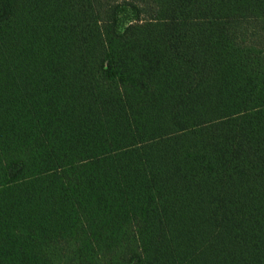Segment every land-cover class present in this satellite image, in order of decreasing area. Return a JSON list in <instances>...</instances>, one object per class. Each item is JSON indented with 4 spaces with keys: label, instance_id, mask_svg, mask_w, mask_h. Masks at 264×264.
Returning <instances> with one entry per match:
<instances>
[{
    "label": "trees",
    "instance_id": "trees-1",
    "mask_svg": "<svg viewBox=\"0 0 264 264\" xmlns=\"http://www.w3.org/2000/svg\"><path fill=\"white\" fill-rule=\"evenodd\" d=\"M0 264H264V0H0Z\"/></svg>",
    "mask_w": 264,
    "mask_h": 264
}]
</instances>
